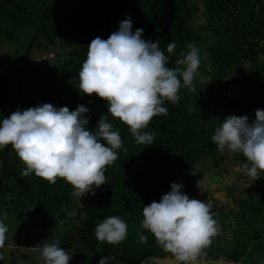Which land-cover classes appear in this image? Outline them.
Listing matches in <instances>:
<instances>
[{"label":"trees","instance_id":"trees-1","mask_svg":"<svg viewBox=\"0 0 264 264\" xmlns=\"http://www.w3.org/2000/svg\"><path fill=\"white\" fill-rule=\"evenodd\" d=\"M88 8L92 9L93 19L84 17ZM126 15L133 22L132 31L142 28V38L159 40L166 55L168 43L175 41L169 67H176L177 56L194 43L202 57L200 76L194 91L181 87L178 103L165 101L167 115L152 118L145 129L157 133L152 145L136 143L128 127L107 114L127 151L117 150L119 159L106 167V183L95 188L87 206L89 219L81 218L83 233L94 231L97 224L111 216L126 214L141 221L143 206L158 202L170 190L171 182H182L189 198L213 203L212 210L216 203L229 208L217 220L228 226L229 236L233 237V243L228 242L229 254L221 257L232 264H247L253 261L239 250H259L263 258L254 263L264 264V172L252 182L241 168L247 162L245 157L219 151L212 140L224 117L234 114L254 119L255 110L264 109V0H0V55L2 41L10 44L8 55L0 56V103L4 104L0 121L17 108L26 109L19 106L22 94L17 91L34 81L35 73L36 83L39 81L40 58H33L35 52H41L44 59L46 53L59 47L49 62H56L64 78L57 91L45 96L46 103L70 110L85 105L90 109L84 114L89 118L88 126L95 132L100 115L107 113V103L95 94L79 91V71L90 42L97 36L107 39ZM27 34L30 39L24 38ZM11 154L16 169H10ZM0 164V219L7 226V217L10 221L29 216L28 223L39 219V223L53 226L59 221L71 222L68 211L79 205L81 198H75L69 183L59 178L49 183L34 173L23 176L25 165L11 145L0 149ZM8 205L12 208L5 209ZM143 230L141 225L137 233L149 235L147 242L135 253L92 244L100 242L95 231L93 236H83L90 247L84 249L82 245L78 253L87 250L97 255L95 264L103 257L108 260L105 264L113 259L114 264H143L134 260L155 254L153 245L157 242L151 232ZM78 238L74 236L72 249H77ZM25 245L34 249L36 241L28 238ZM4 251L0 248V264H6ZM205 251V258L212 256L209 248ZM78 256L75 264H79ZM169 257H173L169 259L171 264H176L175 257Z\"/></svg>","mask_w":264,"mask_h":264},{"label":"clouds","instance_id":"clouds-1","mask_svg":"<svg viewBox=\"0 0 264 264\" xmlns=\"http://www.w3.org/2000/svg\"><path fill=\"white\" fill-rule=\"evenodd\" d=\"M118 23V30L107 39L97 36L90 42L79 71V91L95 94L107 103V113L100 115L95 132L84 115L90 109L83 104L75 110L51 103L17 108L0 121V149L11 145L25 165L23 176L34 173L53 184L63 179L74 188V196L95 195V188L106 183V167L119 159L117 150L127 151L107 114L124 123L136 143L152 145L157 133L145 129L154 116L168 114L165 101L178 103L181 87L195 90L202 57L194 43L177 56L176 67H169L176 48L174 40L168 43L166 55L159 40L142 38V28L132 31L130 16ZM212 140L219 151L245 157L247 162L241 168L252 182L261 177L264 109L257 108L254 119L234 114L224 117ZM183 188L182 182H171L170 190L158 202L143 206L141 225L177 264H206L205 250L220 228L211 205L189 198ZM8 231L0 219V248L5 246ZM95 235L101 242L117 245L127 237V223L120 216L108 217L96 225ZM139 242L146 243V236L140 234ZM59 245L56 239L37 249L43 264H69L72 255ZM105 260L103 257L98 264H105ZM215 264H225L224 258H218Z\"/></svg>","mask_w":264,"mask_h":264},{"label":"rangeland","instance_id":"rangeland-1","mask_svg":"<svg viewBox=\"0 0 264 264\" xmlns=\"http://www.w3.org/2000/svg\"><path fill=\"white\" fill-rule=\"evenodd\" d=\"M87 10H88V13L84 17H86L87 19H93L94 14L91 12L92 9L88 8ZM24 38L30 39L31 35L27 34ZM19 41L20 39L18 40V42ZM20 42L23 45L27 44V42H22V41ZM8 45L10 44L7 43V40L2 41L3 53L0 56L3 55L4 57H6L8 55L7 54ZM58 48L59 47H56L54 50H51L49 53H46V55L43 56L44 59L43 58L41 59V52L39 51L35 52V57L33 58H40V61L38 62V65H37L40 67V69H37L38 70L37 74L39 75V81L36 83V73H35L34 81H31L25 87L24 90H22L21 88L18 89L17 93L22 94L21 97H22V102H23L22 104L19 105L20 107L28 108V107L37 106L42 103H46L45 96L50 93H53L54 91H57L58 85L62 82L64 76H62V72L57 70L56 62L55 61L49 62V59L53 58L54 52ZM36 51H37V48H36ZM9 82H13V80L10 79ZM2 106H4V104H2L1 102L0 108ZM14 157H15L14 154H11L9 156L10 159L8 160L11 166L10 169L17 168L16 165L12 164L14 161ZM0 167H1V164H0ZM75 198L78 199V197L76 196ZM91 198H92V194L88 193L81 197V202L79 203V205H75L69 209L67 218H71V222L59 221V223L54 226L50 224L46 225L44 223H39L38 221L39 219L35 221L36 223L35 222L28 223L30 220L29 216H27L26 219L24 217H19V219H14L10 221H9L10 218L7 217L8 220L6 222H8L9 224L8 226L9 231L7 233L8 238L5 242V246L3 247L5 248V251L3 252V254L5 255H2L6 264H43V261L39 258L40 253L37 251V249L42 248L43 244L51 243L53 240H56V239H59L60 241L59 246L62 248L67 246V249L65 248L64 249L68 251L70 255H72L73 258L69 262V264H75V261H77L78 255H80L78 256V258H80L78 262L79 264H95L93 263V261L96 260L95 259L96 257L94 256H97V255H90L88 254L89 251L87 250L80 251L82 252V255L78 253L79 252L78 249H80L82 245L84 246V249H88L90 247L89 243L85 241L83 236L85 238L88 234L93 236L94 231H95L94 230V231H91L90 233H83L84 224L81 222V218L89 219V216L87 215L86 210H87L88 204L90 203ZM8 200H9V195H8ZM210 205L211 207H214L213 203H211ZM216 205L217 207L214 208L212 212L214 213V219L220 220L218 219L219 216L222 213L224 214L227 213L229 208L226 209L225 204L216 203ZM8 207L12 208V206L8 205L5 209H7ZM222 208L226 210L223 211ZM118 211L120 212V209ZM24 212L30 213L27 210H25ZM4 215H6V213H4ZM120 217L122 218V220H124L127 223L126 239H124L117 245H112L107 242H101V241L98 243H95L93 241L92 244L96 246L98 245H102L104 247L107 246L109 249L113 251H118L120 253L124 251L135 253L136 250L140 249L141 246L142 247L145 246L143 243H140L138 241L140 239V235H138L137 232H138V229L141 227V221L126 217V214H122ZM23 222H27V223H23ZM217 222H218L220 230L218 234L212 240L211 251L213 254L219 253L221 255H226L229 252L228 242L230 244L233 243V237L229 236L231 235V233H230V229H228V226H226L223 222L221 223L219 221ZM143 232L146 234L148 233L147 230H143ZM75 235L79 237L77 241L76 250L72 249L73 247H71L72 244L74 245ZM28 238L36 241V248L31 249V248L25 247L26 246L25 242L27 241ZM63 240H65L64 241V243H66L65 246H64ZM153 246H154L155 254L149 255V256L143 255L142 259H137L134 261L140 260L143 264H171L172 263L169 261V259H173V257L171 258L169 257L171 254L170 252L165 251L164 248L161 245H159L157 242L154 243ZM91 247H94V246L92 245ZM96 249H99V248H96ZM230 249H231V246H230ZM239 251L241 254L246 255L247 260L253 261V262H248L247 264H255L254 263L255 261H258L260 258H263V254L259 250L251 251L248 253L246 251H242L241 249ZM11 252H14V255ZM12 260H14V262H12ZM165 260H168V262H165ZM97 261H100V260H97ZM114 261L116 260L113 259V262H111V264H114L115 263ZM175 263L177 264V261H175ZM206 264H211V263H209L208 261L206 262Z\"/></svg>","mask_w":264,"mask_h":264},{"label":"crops","instance_id":"crops-1","mask_svg":"<svg viewBox=\"0 0 264 264\" xmlns=\"http://www.w3.org/2000/svg\"><path fill=\"white\" fill-rule=\"evenodd\" d=\"M211 252V257H209V254H208V257L206 258L207 260H205L206 262H208L209 261V263H211V264H215V262H216V260L218 259V258H220L222 255L221 254H219V253H212V251H211V246L209 247V253ZM229 254V253H228ZM217 256H219L218 258H217ZM225 261V260H224ZM226 262V264H232V262L231 261H228V260H226L225 261Z\"/></svg>","mask_w":264,"mask_h":264}]
</instances>
